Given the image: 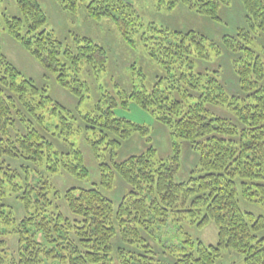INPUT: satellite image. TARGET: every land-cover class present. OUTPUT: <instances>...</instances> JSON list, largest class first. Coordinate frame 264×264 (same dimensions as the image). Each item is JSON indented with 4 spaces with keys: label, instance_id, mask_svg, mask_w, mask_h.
Here are the masks:
<instances>
[{
    "label": "trees",
    "instance_id": "trees-1",
    "mask_svg": "<svg viewBox=\"0 0 264 264\" xmlns=\"http://www.w3.org/2000/svg\"><path fill=\"white\" fill-rule=\"evenodd\" d=\"M14 2L19 14L0 13V31L82 102L85 76L106 72L107 49L89 35L60 38L47 27L38 0ZM59 2L70 14L82 8L90 19L112 23L122 41L130 49L139 46L160 73L147 84L131 82L129 89L112 79L110 90L80 115L83 126L78 127L75 113L20 70L0 45V264H216L225 249L243 254L245 264H264V214L240 204L243 200L264 211V43L256 42L264 38V0H239L244 25L215 40L192 29L145 26L127 0ZM230 3L168 2L170 8L183 6L220 23V11ZM226 55L237 94L227 91L221 68L199 67ZM128 75L144 77L134 63ZM132 103L155 115L172 138L190 145L197 154L192 176L176 179L178 142L170 155L157 157L146 143L147 126L115 114ZM83 131L98 183L58 190L43 171L80 180L89 176L83 151L73 140ZM133 134H147L146 147L115 160ZM6 158L27 164L13 167ZM116 175L128 189L114 206L100 188L112 190ZM9 199L21 205L23 217L6 203ZM190 217L199 226L212 222L216 243L188 241L170 263L155 259V238L169 224Z\"/></svg>",
    "mask_w": 264,
    "mask_h": 264
},
{
    "label": "rangeland",
    "instance_id": "rangeland-1",
    "mask_svg": "<svg viewBox=\"0 0 264 264\" xmlns=\"http://www.w3.org/2000/svg\"><path fill=\"white\" fill-rule=\"evenodd\" d=\"M48 17L47 27L55 30L56 34L63 39L68 40L72 34H84L91 36L96 42L102 44L108 52V62L106 72L101 73L98 77L88 74L85 76L86 98L78 103V99L72 93L59 85L56 81V74L52 71L43 69L39 63L28 56L19 45H17L4 31H0V45L6 55L15 63V65L25 74L31 76L37 85L44 87L48 94L54 100L65 105L72 110L78 118L77 126L82 127L80 115L90 110L98 101L104 91L110 90L111 80L122 85L124 89H129L132 84L139 85L141 83L155 81L156 76L160 73L155 63L148 59L143 50L137 46L130 49L120 38L119 33L112 23L102 20L96 22L90 19L82 8H78L75 14H70L61 8L59 0H38ZM140 16L142 23L155 27H165L171 30H188L192 29L207 35L211 39H218L223 34H233L237 27L243 26L244 10L239 0H231L228 7L221 9L220 15L222 22H215L207 17L197 15L183 6L169 7V0H127ZM0 13L7 16H17L19 10L14 0H0ZM3 21V20H2ZM3 24V23H2ZM264 40V38H262ZM263 40L256 39L257 43H264ZM135 64L138 70L143 71L144 77L134 76V80L129 78L128 69L130 64ZM199 67L216 69L221 68V78L229 93L237 94L238 86L235 74L231 64L226 56H222L210 63H201ZM142 69V70H141ZM132 82V84H131ZM217 114L229 116L225 110L213 109ZM118 117H123L133 123L147 126L148 137L156 149V156L163 158L172 153L171 145L178 142L181 146L180 153V169L176 176L178 181L188 179L197 163V154H195L190 145L180 139L172 138L168 130L158 123L156 116L143 109H140L134 103L130 104L128 109H115ZM85 132L74 135V142L80 146L83 151L85 162L89 168V176L85 179H76L66 174H47L44 175L51 180L54 187L58 190H64L68 187H89L98 183L97 163L93 154L85 143ZM146 135L143 137L133 134L130 138L123 142L122 147L118 151L115 160L124 159L130 154H137L146 147ZM8 164L18 167L21 164H27L16 159H5ZM30 165V164H28ZM31 166V165H30ZM128 187L119 176H115L114 187L110 191L100 188L101 192L109 197L114 206L117 205L121 196ZM6 203L11 206L17 214L18 218L23 217L24 211L21 205L14 199H9ZM61 210L65 212V205L61 200L57 201ZM241 207L245 210L254 212L255 214H264L259 206L245 203L240 200ZM67 214L68 211L66 210ZM194 220V221H193ZM198 220L195 218H183L171 226L160 232L161 234L155 238L152 250L155 259L169 262L174 257L183 252L181 247L189 246L188 241L192 243L202 242L203 244H215L217 241V231L212 222L199 226ZM120 243H116V246ZM12 249L15 248V242L10 241ZM127 247V246H126ZM170 263V262H169ZM216 264H245L243 254L234 249H225L222 255L216 260Z\"/></svg>",
    "mask_w": 264,
    "mask_h": 264
}]
</instances>
